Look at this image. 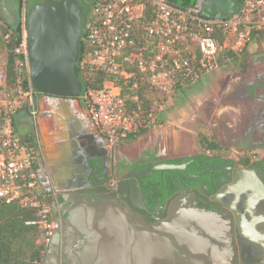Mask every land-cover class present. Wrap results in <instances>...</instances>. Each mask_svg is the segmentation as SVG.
<instances>
[{
    "label": "built area",
    "instance_id": "built-area-1",
    "mask_svg": "<svg viewBox=\"0 0 264 264\" xmlns=\"http://www.w3.org/2000/svg\"><path fill=\"white\" fill-rule=\"evenodd\" d=\"M92 12L81 39L79 75L87 82L80 98L106 146L114 149L161 125L175 92L198 84L208 74L233 64L264 31V0H237L230 18L204 13L206 0H89ZM28 7L19 19L15 49L18 76L9 85L0 70V201H18L37 211L27 222L41 232L45 254L60 221L37 170V150L14 130L19 111L38 116L39 94L30 77ZM0 20V36L4 34Z\"/></svg>",
    "mask_w": 264,
    "mask_h": 264
},
{
    "label": "flooded vegetation",
    "instance_id": "flooded-vegetation-1",
    "mask_svg": "<svg viewBox=\"0 0 264 264\" xmlns=\"http://www.w3.org/2000/svg\"><path fill=\"white\" fill-rule=\"evenodd\" d=\"M83 2L84 30L93 5L89 0ZM1 7L2 20L12 25L19 19L20 5L18 11L10 2ZM247 51L248 80L235 92L245 109L237 114L233 135L227 128L222 131L220 150L197 147L194 154L180 156L177 144L164 136L162 142L144 144L137 138L128 140L136 143L107 147L97 174L86 158L84 188L76 192L94 196L104 186L132 219L151 227L171 220V264H264V38L253 39ZM39 98L59 101L43 95ZM66 108L61 107V112L67 113ZM35 140L39 142L36 136ZM183 164L185 171L155 169ZM240 170L250 171L246 174L248 187L238 185L243 177L237 173ZM60 188L55 184L46 193L65 207L71 202L67 195L57 196ZM64 212L59 209L60 228L69 215Z\"/></svg>",
    "mask_w": 264,
    "mask_h": 264
},
{
    "label": "water",
    "instance_id": "water-1",
    "mask_svg": "<svg viewBox=\"0 0 264 264\" xmlns=\"http://www.w3.org/2000/svg\"><path fill=\"white\" fill-rule=\"evenodd\" d=\"M239 9L237 0H206L204 13L211 18L217 14L230 18ZM84 11L80 0H44L28 11L32 85L37 94L59 99V109L80 100L83 94L78 61ZM78 158L86 162V157ZM89 160L97 174L103 166L102 157L90 155ZM186 164L155 169L185 171ZM247 172L250 171L237 172L243 176L238 185L248 187ZM251 175L255 176L253 172ZM102 187L94 191V196L79 194L63 207L64 214L69 215L52 237L41 264H171L172 221L151 227L140 219H132ZM52 216L58 217L56 205Z\"/></svg>",
    "mask_w": 264,
    "mask_h": 264
},
{
    "label": "crops",
    "instance_id": "crops-1",
    "mask_svg": "<svg viewBox=\"0 0 264 264\" xmlns=\"http://www.w3.org/2000/svg\"><path fill=\"white\" fill-rule=\"evenodd\" d=\"M231 73L232 70L223 71L221 77L225 78ZM200 83L201 81L198 84ZM185 88L187 87L182 89ZM40 103L45 104V108H42ZM60 104L56 100L46 98L41 100L38 97V116L33 118L26 112L16 115L14 130L22 137L34 138V143L37 141L35 136L38 137L39 142L37 141L36 144L37 170L45 192L57 184L61 186L56 191L57 196L60 194L67 195L68 200L72 202L74 197L79 195L76 191L84 188L83 184L86 180V176H84L86 162L78 157L87 158L90 155L94 158L102 157V155H106L104 152L108 148L105 139L94 128L83 103L71 102L66 108L67 113L61 112V109L57 107ZM244 109L243 107L242 113ZM64 112L68 115L66 116ZM62 113H64V117ZM168 113L167 108H165L161 115V125L139 137L138 141L144 144L155 141L162 142V138L167 136L177 144L176 148L180 150V156L194 154L197 147L194 150H188L185 139L175 137L172 127L164 124ZM133 142L136 143L135 141H127L124 144H132ZM54 205H56L58 215L59 209L62 210L63 206H58L56 202L52 201V210H54ZM56 219L59 220L58 217Z\"/></svg>",
    "mask_w": 264,
    "mask_h": 264
},
{
    "label": "rangeland",
    "instance_id": "rangeland-1",
    "mask_svg": "<svg viewBox=\"0 0 264 264\" xmlns=\"http://www.w3.org/2000/svg\"><path fill=\"white\" fill-rule=\"evenodd\" d=\"M80 1L84 3L83 0ZM8 2L15 11H18L20 0H0V17H3L2 3ZM31 3L33 2L29 0L28 4ZM18 23L17 18L12 26ZM262 38H264V31L258 34L257 40ZM7 60L8 52L5 44L0 42V70L6 67ZM248 60V51H246L233 64L205 76L201 80V86L198 84L178 89L173 99L168 102L166 108L169 113L164 124L172 127L175 137L185 139L188 150L202 148L201 137L215 142L221 148L224 141L222 131L227 128L230 136L234 134L231 130L236 128L237 114L242 113L244 106V101L236 98L235 92L241 82L248 80ZM228 70H232V73L222 78L223 71Z\"/></svg>",
    "mask_w": 264,
    "mask_h": 264
},
{
    "label": "trees",
    "instance_id": "trees-1",
    "mask_svg": "<svg viewBox=\"0 0 264 264\" xmlns=\"http://www.w3.org/2000/svg\"><path fill=\"white\" fill-rule=\"evenodd\" d=\"M33 3L27 7L41 3L44 0H31ZM186 4H192L195 0H184ZM23 7V0H20V11ZM1 19V18H0ZM2 20V19H1ZM1 27L4 34L10 33V41L5 42L0 37V42L5 44V49L8 52V60L6 70L9 78V85L13 87L16 82L18 73L16 71V62L21 60V57L16 55L15 49L20 45L21 34L19 23L12 26L2 20ZM81 55L83 53V45L80 43ZM247 51V50H246ZM84 89L87 87V82L80 76ZM23 111L20 110L19 114ZM15 122H13L14 124ZM24 140L30 142L36 147L34 138L29 136L23 137ZM200 144L202 148L209 150H220V146L213 141L201 137ZM49 202L52 200L49 198ZM37 218L36 209L24 206L18 201L4 202L0 201V264H41L43 259V247L39 243L41 232L37 227L27 225V222Z\"/></svg>",
    "mask_w": 264,
    "mask_h": 264
}]
</instances>
